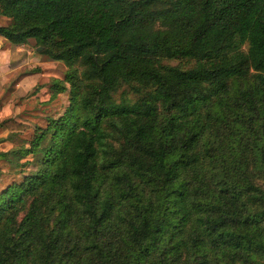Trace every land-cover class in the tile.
I'll list each match as a JSON object with an SVG mask.
<instances>
[{
	"label": "trees",
	"instance_id": "obj_1",
	"mask_svg": "<svg viewBox=\"0 0 264 264\" xmlns=\"http://www.w3.org/2000/svg\"><path fill=\"white\" fill-rule=\"evenodd\" d=\"M0 18L69 96L0 152V264H264V0H0Z\"/></svg>",
	"mask_w": 264,
	"mask_h": 264
},
{
	"label": "rangeland",
	"instance_id": "obj_2",
	"mask_svg": "<svg viewBox=\"0 0 264 264\" xmlns=\"http://www.w3.org/2000/svg\"><path fill=\"white\" fill-rule=\"evenodd\" d=\"M9 24V20L0 18V26ZM39 48L33 40L13 46L0 37V124L12 121L27 127L23 131L0 127V152L26 143L36 126L44 127L47 118L60 117L69 104L68 91L52 90L55 81H64L67 68L42 55L43 49ZM120 93L116 94V101ZM12 173V167L0 161V190L15 178Z\"/></svg>",
	"mask_w": 264,
	"mask_h": 264
},
{
	"label": "water",
	"instance_id": "obj_3",
	"mask_svg": "<svg viewBox=\"0 0 264 264\" xmlns=\"http://www.w3.org/2000/svg\"><path fill=\"white\" fill-rule=\"evenodd\" d=\"M42 48H39L38 50H41Z\"/></svg>",
	"mask_w": 264,
	"mask_h": 264
}]
</instances>
